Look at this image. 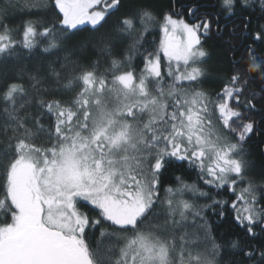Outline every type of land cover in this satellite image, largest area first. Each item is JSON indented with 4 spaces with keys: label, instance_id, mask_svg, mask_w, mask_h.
Returning a JSON list of instances; mask_svg holds the SVG:
<instances>
[{
    "label": "snow or ice",
    "instance_id": "snow-or-ice-1",
    "mask_svg": "<svg viewBox=\"0 0 264 264\" xmlns=\"http://www.w3.org/2000/svg\"><path fill=\"white\" fill-rule=\"evenodd\" d=\"M9 6L54 20L12 27L0 9V65L12 69L0 74V264H264V246L247 243L264 235V163L245 147L261 138L264 157L258 94L244 96L251 78L234 53L220 91L202 87L204 41L249 33L264 0H215V12L171 0L161 15L149 0ZM238 10L239 24L220 23ZM156 28L158 44L147 39ZM250 39L264 42V24ZM37 50L56 59L24 62ZM86 52L96 58L83 63ZM180 165L199 183L177 175L161 199L164 173ZM229 209L242 235L222 240Z\"/></svg>",
    "mask_w": 264,
    "mask_h": 264
},
{
    "label": "trees",
    "instance_id": "trees-1",
    "mask_svg": "<svg viewBox=\"0 0 264 264\" xmlns=\"http://www.w3.org/2000/svg\"><path fill=\"white\" fill-rule=\"evenodd\" d=\"M26 2H31V0H11L12 4H19L23 5ZM151 3L155 13L157 15H161L165 10L168 9L169 4L171 3V0H149ZM200 3L203 4L205 7L202 8V11H208V12H215L219 11L218 8H214L213 5L215 3V0H200ZM7 8V19L6 23H8L12 27L21 26L24 21L28 19H40L44 18L46 19V22L51 23L54 20V16L51 13L45 14L44 12H40L37 10H32V12L28 11H21L20 7H11L9 6V0H0V9ZM121 12H123V9H121ZM120 12L114 13L112 16L108 18L107 23L105 24V29L111 27L117 17L120 15ZM239 10L237 11V15L225 20L223 17L221 18L220 23H230V27L235 24H239ZM252 16V25L250 26L249 33H244L242 28H238L235 37L232 38L231 41L228 43L224 42V38L218 37L215 34H212L209 38V40L204 41V47L206 50L209 51L211 59L209 60L208 64L205 66L208 69L209 76L204 80V83L202 85L203 89L211 93L212 95H215L216 92H219L221 87L224 83V78L226 76L231 75L232 73V65L230 64V60L232 59L233 53L235 55V58L240 60V64L238 67L242 68L243 75L248 76L251 79L249 80L245 91L244 96H248L252 92H256L258 94L257 96V111L254 114L256 119H260L261 116H264V101L259 100V94L261 92V89L264 88V80L261 78V71H264V63L260 64L259 67H252L251 61L249 58L248 53L245 51L246 47L249 44H252V41L250 39V36L254 31L256 30V25L264 24V19L259 18L260 13L259 11L251 13ZM105 29H101V31H104ZM87 35L86 32H80L77 33V38ZM227 36V29L225 31V37ZM148 41L151 42L153 39L156 40L157 44L159 41V29L156 28L153 31L152 35L148 36ZM76 41L74 40L73 43ZM125 41L124 43H126ZM71 46V45H69ZM252 46L256 49L254 55L264 60V42H256L255 44H252ZM117 53L122 51V47L118 43ZM62 55V53H61ZM87 58L83 60V63H88L89 59H95V55L91 52H86L83 54ZM48 59H56V56H50L45 58L43 54H41L38 50L34 52L31 55V58L24 61L27 63H40V62H47ZM166 63V62H165ZM139 64V62H138ZM139 70V69H138ZM8 71L11 73V65H9L7 68H5L3 65H0V74L3 72ZM261 138L253 137L251 140L248 141V143L245 145L246 148H248L253 153V159L259 164L264 163V157H261L258 153L257 144L259 143ZM258 171V170H257ZM181 175L184 177V179L188 183L197 182V174L195 171H190L186 168L184 165H180L179 167H169V169L164 173L163 182L161 184V190H160V196L161 199H163L165 193L163 191L164 187L167 185L175 186V176ZM203 187V185H200ZM185 198L192 199L190 194H185ZM218 198H227L229 202H231L232 199H235L234 196L229 194L227 191H222L219 194ZM199 203H204V201H198ZM210 219L215 220L216 218L211 216V213H209ZM232 213L231 209H229V217L228 220L224 222V224L215 227V234L218 238H221L222 240H227L230 237H233L235 235H242L241 230L234 225L231 219ZM223 234V235H222ZM248 244L251 245H258V246H264V235L257 237L256 239L248 240ZM228 257L226 256L225 259Z\"/></svg>",
    "mask_w": 264,
    "mask_h": 264
},
{
    "label": "flooded vegetation",
    "instance_id": "flooded-vegetation-1",
    "mask_svg": "<svg viewBox=\"0 0 264 264\" xmlns=\"http://www.w3.org/2000/svg\"><path fill=\"white\" fill-rule=\"evenodd\" d=\"M221 24H225V23L222 22ZM227 25H228V27L230 28V25H231V24H230V23H227ZM226 29H227V28H226ZM226 29H225V31H226ZM209 38H210V37H208L206 40H209Z\"/></svg>",
    "mask_w": 264,
    "mask_h": 264
}]
</instances>
